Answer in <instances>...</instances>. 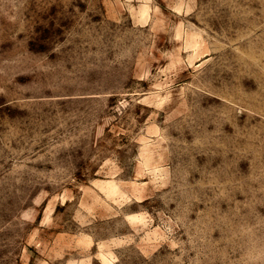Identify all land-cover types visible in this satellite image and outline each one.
Masks as SVG:
<instances>
[{"label":"rangeland","instance_id":"374dc122","mask_svg":"<svg viewBox=\"0 0 264 264\" xmlns=\"http://www.w3.org/2000/svg\"><path fill=\"white\" fill-rule=\"evenodd\" d=\"M0 264H264V0H0Z\"/></svg>","mask_w":264,"mask_h":264}]
</instances>
